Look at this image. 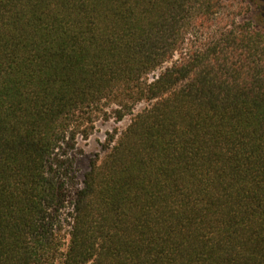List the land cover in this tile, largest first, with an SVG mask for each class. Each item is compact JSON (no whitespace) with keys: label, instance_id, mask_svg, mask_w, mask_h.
<instances>
[{"label":"trees","instance_id":"16d2710c","mask_svg":"<svg viewBox=\"0 0 264 264\" xmlns=\"http://www.w3.org/2000/svg\"><path fill=\"white\" fill-rule=\"evenodd\" d=\"M0 264H264L261 0H0Z\"/></svg>","mask_w":264,"mask_h":264},{"label":"rangeland","instance_id":"374dc122","mask_svg":"<svg viewBox=\"0 0 264 264\" xmlns=\"http://www.w3.org/2000/svg\"><path fill=\"white\" fill-rule=\"evenodd\" d=\"M261 2L264 7V0H261ZM129 121V117H125L121 121H116L113 117L108 120L98 118L95 120L94 127L88 136H76L77 139H74L75 146L68 150L71 162H69L70 178L68 180V187L70 189L81 187L84 174L89 169L90 162L94 159L101 160L106 155L109 132L112 133L114 130L121 131L125 129Z\"/></svg>","mask_w":264,"mask_h":264}]
</instances>
